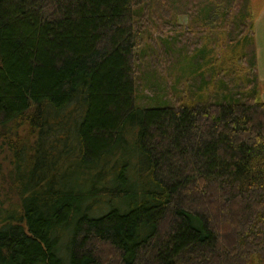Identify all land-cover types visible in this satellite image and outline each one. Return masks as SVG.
<instances>
[{"label":"trees","instance_id":"16d2710c","mask_svg":"<svg viewBox=\"0 0 264 264\" xmlns=\"http://www.w3.org/2000/svg\"><path fill=\"white\" fill-rule=\"evenodd\" d=\"M144 6L0 0V264H264L253 48L191 61L211 94L141 107Z\"/></svg>","mask_w":264,"mask_h":264},{"label":"rangeland","instance_id":"374dc122","mask_svg":"<svg viewBox=\"0 0 264 264\" xmlns=\"http://www.w3.org/2000/svg\"><path fill=\"white\" fill-rule=\"evenodd\" d=\"M139 1L140 6L145 5L141 18L142 30H144L141 33L142 45L136 53L141 55V59H136L137 76L135 77V99L139 106L148 108L173 105V103L177 104V100H181L179 102L182 103L186 100L188 104L192 102L191 99L196 93L202 94L203 97L211 94L214 87L208 86L200 92L197 89L199 80L194 79L190 74H195V64L191 61L194 58L208 59V50H212L209 56L215 60L223 53L231 56L244 52L245 65H247L253 48L255 66L260 70L258 75L260 78L263 77V83L257 85V90H260L261 99L264 100V0H250L252 26L249 20L245 22L242 10L240 7H235V3L232 6L226 3L225 6V2L218 0ZM230 1L229 3H232L233 0ZM241 4H244V0ZM209 10L211 13L215 12L216 21L213 23L211 22L213 17H209ZM226 10L228 13L224 16ZM244 22L246 24L242 29L241 24ZM140 24L136 23V25ZM241 31L244 33L240 34ZM243 35L248 40L245 45L241 42ZM251 38H253L252 44ZM198 49L201 52L199 51L200 55L197 57L195 54ZM197 61L195 60L196 64ZM244 66L237 63L233 76V78L238 77L242 83L244 74L249 73L246 71L248 67ZM206 68L207 66L203 65V69ZM205 75L209 74L205 71ZM235 84L236 81L234 86ZM174 86L176 90L173 89ZM129 145H132L131 142ZM2 192L3 197L9 196L7 189H3ZM10 197L14 199L12 195ZM104 201L103 198L97 200V202ZM8 203L11 207L17 204V202Z\"/></svg>","mask_w":264,"mask_h":264},{"label":"crops","instance_id":"0c3cea01","mask_svg":"<svg viewBox=\"0 0 264 264\" xmlns=\"http://www.w3.org/2000/svg\"><path fill=\"white\" fill-rule=\"evenodd\" d=\"M257 65H258V64H257ZM255 68H256L255 70H256V72H257V78H258V80H259V83L261 84V83H263V77H262V75H261L262 78L259 77V75H258V71H260V70H258L256 66H255ZM260 74H261V73H260Z\"/></svg>","mask_w":264,"mask_h":264}]
</instances>
